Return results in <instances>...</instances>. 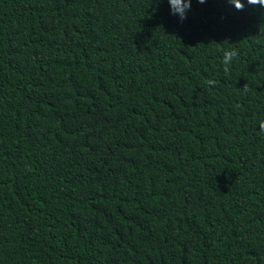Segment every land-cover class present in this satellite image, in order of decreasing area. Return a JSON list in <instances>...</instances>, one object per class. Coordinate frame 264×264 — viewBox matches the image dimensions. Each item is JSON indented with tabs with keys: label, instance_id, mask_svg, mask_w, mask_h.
I'll use <instances>...</instances> for the list:
<instances>
[{
	"label": "trees",
	"instance_id": "16d2710c",
	"mask_svg": "<svg viewBox=\"0 0 264 264\" xmlns=\"http://www.w3.org/2000/svg\"><path fill=\"white\" fill-rule=\"evenodd\" d=\"M241 2L0 0V264H264V7Z\"/></svg>",
	"mask_w": 264,
	"mask_h": 264
},
{
	"label": "clouds",
	"instance_id": "9594fccd",
	"mask_svg": "<svg viewBox=\"0 0 264 264\" xmlns=\"http://www.w3.org/2000/svg\"><path fill=\"white\" fill-rule=\"evenodd\" d=\"M198 3L203 4L206 0H197ZM230 4H233L237 11H243L245 4L241 0H228ZM248 5L251 6H261L264 7V0H246ZM171 5L172 14H179L180 19L183 20L186 18V11L191 7V0H188L187 3L177 7L178 0H169ZM238 53L236 50H229L224 52L223 63L225 65L224 71L227 72L228 65L237 57ZM209 83H212L209 81ZM259 130L264 132V121H260L258 124Z\"/></svg>",
	"mask_w": 264,
	"mask_h": 264
}]
</instances>
